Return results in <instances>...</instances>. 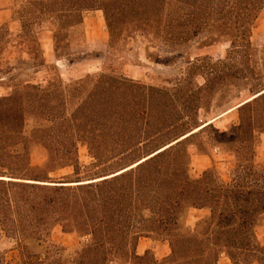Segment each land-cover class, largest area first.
<instances>
[{"label":"trees","instance_id":"1","mask_svg":"<svg viewBox=\"0 0 264 264\" xmlns=\"http://www.w3.org/2000/svg\"><path fill=\"white\" fill-rule=\"evenodd\" d=\"M33 1L48 6L46 18H54L60 1L80 24L83 12L102 9L111 39L131 23L174 50L206 34L208 45L228 42L227 56L242 54L246 60L264 11V0H28L19 12L17 40L29 53L35 47L42 53L43 47L32 28L41 20ZM5 35L10 45L9 30ZM29 61L23 65L31 70L18 65L0 80L13 88L0 96V231L16 239L19 253L17 261H9L0 250V264H220L223 255L232 264H264V244L256 234L264 218V58L258 73L262 81L255 84L259 88L237 108L239 123L229 133L220 132L225 150L236 159L230 181L217 168L198 178L190 174L187 140L197 133V120L179 122L169 111L180 95L192 92L184 81L161 90L103 73L70 108V100L82 91L72 86L82 88V81L68 86L62 78L57 84L54 79L45 85L33 82L48 64L44 58ZM194 64L207 82L210 76L213 82L227 79L230 74L218 66H233L213 62L211 56L197 57ZM118 85H141L144 92L134 96L121 87L116 96ZM131 105L144 108L138 117L130 113ZM183 107L190 112L197 105ZM30 117L38 124L27 133ZM80 144L92 159L88 165L81 160ZM38 146L48 151L41 166L31 163ZM66 167L73 168L71 176L49 181L50 172ZM191 209L208 211L194 228L187 224ZM56 226L92 240L70 249L51 240ZM145 237L168 244L170 254L159 258L152 248L138 253Z\"/></svg>","mask_w":264,"mask_h":264},{"label":"rangeland","instance_id":"2","mask_svg":"<svg viewBox=\"0 0 264 264\" xmlns=\"http://www.w3.org/2000/svg\"><path fill=\"white\" fill-rule=\"evenodd\" d=\"M27 1L0 0V22H4L0 24L3 36V41L0 43V66H2V69L0 67V80L7 75L6 72L10 68L18 65L31 70L30 65H23V62L31 60V57L36 59L33 63H41L44 58L48 67L41 68L35 74L33 82L45 85L48 80L54 79L57 84V82L60 83L58 78H62L64 84L68 86L73 82L82 81V88L79 85L72 86L77 89V92L78 90L82 91L81 93L75 92L77 94L70 100V108L75 107L79 100L90 92L103 73L133 80L137 84L154 86L161 90L173 89L180 81H184L187 88L191 89L192 92L183 97L180 95L176 106L169 108L173 118L180 120L179 122L188 123L197 120L194 130L214 119L211 126L199 129L193 137L187 140L191 154L190 174L193 178H198L206 169L217 168L221 176L230 181L236 166V159L225 150L224 146L227 143L221 142L223 137L220 136V132L229 133L239 123L237 105L250 99L254 95L251 90L256 91L259 86L256 87L255 84L262 81L258 73L261 72V60L264 58V11L253 33L252 41L255 48L248 52L246 56L248 60H246L242 54L238 57L235 54L227 56L230 47L228 42L222 41L208 45L209 41L205 39L206 34L194 39L189 45L174 50L167 47L162 40L152 36L146 28L131 23L122 27L111 39L102 9L83 12L82 24H80L79 16L65 11L60 7V1L54 7L55 13L52 14L54 18L44 17V13L50 11L48 6L36 4L33 1V9L36 11L35 13L39 14L37 16H40L41 20L38 25L33 24L32 28L35 34L40 35L43 47L42 53L39 52L38 47H35L32 48L31 54L28 47L19 46L17 40V35L22 30L21 21L18 19L19 12L24 10V4H28ZM51 2L53 0L45 1L46 4ZM20 6L22 8L19 10ZM6 30H9L13 37L10 45L4 43ZM204 56H211L213 62L224 60L227 64H233L230 68L228 65L227 67L218 66L222 69L221 71L230 74V77L219 82H213L212 76H210V81L207 82L198 66L192 65L193 62H196L197 57ZM189 60L191 61L189 62ZM28 63L32 64V61ZM251 77L255 79L251 80ZM0 83L4 84L5 81H0ZM1 84L0 96L9 95L13 88L9 84L8 86ZM121 87L129 88L134 96L144 92L141 85H118L116 96ZM192 105H197V108L191 109L190 112L183 107ZM131 106L130 113L136 117L141 113L140 110L144 109L141 106ZM232 108H234L232 111L227 112ZM37 124L34 117L28 118L25 127L26 132L30 133ZM139 124L141 125V123ZM144 125L146 126V124ZM146 128L149 130L148 126ZM151 143L156 144L157 141L152 140ZM217 147H220V150ZM79 153L81 160L88 165L92 159L88 154L87 147L80 144ZM261 156L264 159V134L261 135ZM47 158L48 151L42 146L36 147L31 153L33 165L41 166ZM73 172L72 167L52 171L49 173L52 178L49 181L63 180L66 176H71ZM205 214L203 210L191 209L187 219L188 226L194 228L197 220L204 217ZM256 234L259 241L264 243V218L257 226ZM50 237L54 242L63 244L70 249L92 240L90 235L81 237L75 232H64L61 226H56ZM15 240L5 236L0 231V250L5 253L9 261L19 259ZM140 240L141 251L147 247H152L159 256L166 253V246L157 245L152 239L146 237ZM113 264L120 263L115 262ZM220 264L231 263L223 255Z\"/></svg>","mask_w":264,"mask_h":264},{"label":"crops","instance_id":"3","mask_svg":"<svg viewBox=\"0 0 264 264\" xmlns=\"http://www.w3.org/2000/svg\"><path fill=\"white\" fill-rule=\"evenodd\" d=\"M16 20V19H15ZM2 23H4V22H0V24H2ZM18 36V35H17ZM264 134V133H263ZM200 211H205V215H207L208 214V211L207 210H205V209H199ZM204 215V216H205ZM141 241V240H140ZM263 243V242H262ZM156 244L157 245H160V246H166L167 247V250H166V253L165 254H163L162 256H159L158 254H157V252H156V250L154 249V248H152V247H147V248H145L144 250H140V246H141V242H139V245H138V253H144V251L146 250V249H148V248H152L154 251H155V253H156V256L157 257H159V258H162V257H164V256H166V255H168V254H170V252H171V249H170V247H169V245L168 244H166V243H162V242H156ZM264 244V243H263ZM225 257L230 261V263L232 264V262H231V259L229 258V257H227L226 255H225ZM255 264H257V263H255Z\"/></svg>","mask_w":264,"mask_h":264},{"label":"bare ground","instance_id":"4","mask_svg":"<svg viewBox=\"0 0 264 264\" xmlns=\"http://www.w3.org/2000/svg\"><path fill=\"white\" fill-rule=\"evenodd\" d=\"M248 100H250V99H248ZM248 100H246V101H244L243 103L239 104L237 107H239L240 105L244 104V103L247 102ZM233 109H234V108L228 110L227 112H230V111H232ZM227 112H225V113H227ZM212 121H214V119L208 121L207 123H204V124L201 125L199 128L195 129L194 132H195V131H198L199 129H202L204 126H206L207 124L211 123ZM188 135H189V134H188ZM186 136H187V135H186ZM184 137H185V136H184ZM182 138H183V137H182Z\"/></svg>","mask_w":264,"mask_h":264},{"label":"built area","instance_id":"5","mask_svg":"<svg viewBox=\"0 0 264 264\" xmlns=\"http://www.w3.org/2000/svg\"><path fill=\"white\" fill-rule=\"evenodd\" d=\"M218 150H220V147H217Z\"/></svg>","mask_w":264,"mask_h":264}]
</instances>
